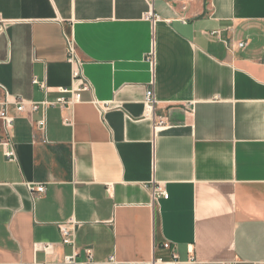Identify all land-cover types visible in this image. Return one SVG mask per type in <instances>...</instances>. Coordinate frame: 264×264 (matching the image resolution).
Masks as SVG:
<instances>
[{"label": "crops", "instance_id": "0c3cea01", "mask_svg": "<svg viewBox=\"0 0 264 264\" xmlns=\"http://www.w3.org/2000/svg\"><path fill=\"white\" fill-rule=\"evenodd\" d=\"M0 28V264H58L70 220L81 261L264 264V0H0Z\"/></svg>", "mask_w": 264, "mask_h": 264}, {"label": "built area", "instance_id": "2783aa9c", "mask_svg": "<svg viewBox=\"0 0 264 264\" xmlns=\"http://www.w3.org/2000/svg\"><path fill=\"white\" fill-rule=\"evenodd\" d=\"M149 2L153 3L154 0H148ZM160 20L159 16L152 15V22L156 23L157 21ZM3 28H0V31ZM245 44L241 43L239 44V47H244ZM148 61L151 63L152 67L155 65V57L154 53H150ZM78 76V74H76ZM42 88H46L44 84H41ZM89 86L83 82V84L79 87V91L82 90H88ZM62 93H68L66 90H61ZM80 101V95L79 94H73V98L70 100H67L65 98H60L56 102H49V101H44L42 103H35V102H29L26 103L21 99H17L15 101V106H16V111L19 114L25 113L27 111L29 112H37L41 108H48L52 106H61L63 109L66 106H72L74 103ZM1 102V101H0ZM9 102L5 101L3 103H0L2 105H7ZM158 100L155 96L154 89L150 88L146 90L145 93V99H144V105H145V113L146 116H152L156 110V107L158 105ZM0 120L4 122L6 129L9 131L13 127V123L15 121V117L8 114L6 107L4 109L0 110ZM165 119L160 118L158 121V125H163ZM66 125H71L70 120H65ZM37 126L41 129L45 128V121H41L37 124ZM0 144L3 145L6 150H5V156L8 159H15L16 158V153L13 149L10 148V140L9 139H0ZM30 193L32 195H43L46 192V187L44 185H36V186H31L29 188ZM154 199L157 200L159 197H163L165 199H168L169 195L168 193L161 187L158 186L157 188L154 189ZM78 224L74 220H70L69 222L62 224L59 226L60 229V235H61V244L63 246H69L72 248V254L65 256L58 264H97L94 260V256L92 253L91 249H86L85 255H86V260L81 261L79 260V252L78 248L76 246V230H77ZM163 247L168 250H173L172 245L169 242H166ZM54 250V245L53 244H45V245H36L35 246V252H43L46 254H51ZM111 261H114V258L111 259ZM161 261V260H160ZM33 264H39V263H33ZM227 264H233V263H227Z\"/></svg>", "mask_w": 264, "mask_h": 264}]
</instances>
